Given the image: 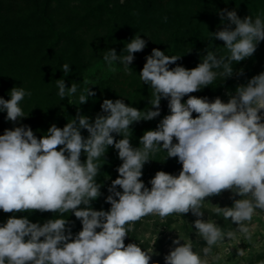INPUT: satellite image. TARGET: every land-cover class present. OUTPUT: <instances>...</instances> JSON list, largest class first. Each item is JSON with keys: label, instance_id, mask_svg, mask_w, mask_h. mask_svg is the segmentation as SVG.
<instances>
[{"label": "clouds", "instance_id": "obj_1", "mask_svg": "<svg viewBox=\"0 0 264 264\" xmlns=\"http://www.w3.org/2000/svg\"><path fill=\"white\" fill-rule=\"evenodd\" d=\"M219 16L222 24L225 19L228 23L210 37L223 41L227 54L209 50L191 70L182 66L170 70L169 65L180 56L159 49L146 57L139 77L150 86L151 109L141 111L120 99H104L101 109L106 115H97L94 122L78 112L63 128L53 124L39 139L28 126L6 129L0 135V210L52 212L61 217L42 226L26 217L8 218L0 226V264H156L152 260L156 239L144 249L142 241L125 245V238L145 217L158 216L163 221L188 213L196 217L195 235L204 246L195 251L193 241L177 231L179 237L172 241L174 247L164 256V264H219L222 257L214 253V247L227 245L224 251L228 253L233 242L258 247L253 217L264 214V72L238 86L234 95L227 93V103L219 97L210 102L189 94L211 85L217 77H231L233 62L253 56L264 41V16L241 19L235 10L227 9ZM145 47L146 41L136 35L125 44L123 54L108 49L103 60L109 70L114 71L118 63L131 75L134 53ZM61 70L67 76L70 65H61ZM56 87L61 100L78 92L77 83L66 87L64 79L56 80ZM31 95L23 87H13L10 99L0 97V111L6 112L7 121L26 117L20 105ZM94 96L87 87L80 92L78 104ZM185 96L188 99L182 102ZM162 98L168 101L170 114L155 130L143 134L140 147H133L130 125L159 117ZM81 129L87 130V138ZM113 133L123 138L117 141ZM58 146L62 147L57 150ZM109 146L118 151L122 164L107 188L105 202L110 209L97 211L91 202L101 196L102 185L96 177ZM162 150L167 158H178L182 169L178 175L158 171L148 182L151 187H146L142 169ZM82 152L85 162L80 159ZM225 191L232 193V206H213L211 211L235 228H222L211 217L203 219L206 198ZM69 212L82 223L74 238L69 221L63 218ZM249 251L237 248V257L244 258ZM257 264H264V259Z\"/></svg>", "mask_w": 264, "mask_h": 264}, {"label": "trees", "instance_id": "obj_2", "mask_svg": "<svg viewBox=\"0 0 264 264\" xmlns=\"http://www.w3.org/2000/svg\"><path fill=\"white\" fill-rule=\"evenodd\" d=\"M258 1L0 0V97L10 99L13 87H23L32 93L20 105L26 117L13 123L6 120V112L0 111V135L6 129L28 126L39 139L53 124L63 128L78 112L94 122L97 115H106L101 109L104 99H120L141 111L151 109L150 86L140 80L139 74L152 50L180 56L175 64L169 65L170 70L176 66L191 70L202 62L207 51L220 55L218 40L210 37L217 31L210 12L218 14L227 9L238 13L242 4L255 7ZM136 35L146 41V47L134 53L135 59L129 65L131 75L125 73L123 65L116 63V70L110 75L88 78L86 71L93 64L104 62L105 51L114 48L118 55L123 54L125 44ZM65 63L71 69L67 76L61 70ZM58 79H64L66 87L77 83V94L61 100L57 94ZM221 82L217 77L211 85L191 95L207 97L211 102L220 91ZM87 87L95 96L80 105L78 96ZM167 104L162 98L160 108ZM144 122L130 125V140ZM81 134L85 138L89 135L85 129H81ZM113 136L117 141L123 138L115 133ZM59 147L62 146L57 150ZM117 154L118 151L109 146L101 158L103 164L96 177L97 183L102 185L101 196L94 201L98 211L111 207L105 200L109 194L107 188L118 177L117 168L122 164ZM80 159L85 162L86 154L82 152ZM11 216L26 217L41 226L49 219L61 218L52 212L4 213L0 210V226ZM63 218L69 221L74 238L82 230V223L72 212L64 214Z\"/></svg>", "mask_w": 264, "mask_h": 264}, {"label": "rangeland", "instance_id": "obj_3", "mask_svg": "<svg viewBox=\"0 0 264 264\" xmlns=\"http://www.w3.org/2000/svg\"><path fill=\"white\" fill-rule=\"evenodd\" d=\"M210 13L211 16H213V28L217 31L222 30L224 24H227L228 21L225 19L224 24H222L219 13L217 14L212 11ZM237 15L241 19L247 16H252L253 18H255L256 15L264 16V0L258 1L255 7H248L242 4ZM232 27L234 29L235 26L233 25ZM218 42L220 45L219 54H227V50L224 48V42L220 40H218ZM113 67L116 70V63ZM232 67L233 75L231 77H220V80H222V86L220 91L213 96V100L219 97L223 102L227 103L229 100V95H227V93L234 95L235 89L238 86L246 85L248 80L253 76L264 72V41L259 42L257 50L252 57L246 58L242 63L233 62ZM114 71L109 70L108 66L101 60L89 67L86 74L88 78L92 77L93 79H97L101 76L105 77L110 75ZM239 72H242L243 75H237ZM187 99L188 96H185L182 102H186ZM160 111L161 115L159 117H156L151 121H145L134 133L130 140L133 147H140L139 141L143 134L148 130H155L160 120H162L164 116L170 114L167 105L161 107ZM196 115V113H193V118H195ZM262 115H264V112H262ZM173 142H176L175 139ZM150 159L152 160L145 163L142 169L143 175L141 177L145 186L149 188L151 185L148 182L154 177L156 172L165 171L172 175H178L182 169V165L178 162V158H167V153L163 150L155 156L150 157ZM119 191H122V189H119ZM230 196H232V193L225 191L219 196L206 198L204 207L201 209L204 211L203 219L207 220L211 217L222 228H235L236 225H231L230 221H224L222 217L215 216L211 211L213 206L231 207L233 200L230 199ZM235 198L240 199L241 197L236 196ZM91 206L93 210L98 211L94 201L91 202ZM80 207L83 208L85 206L81 205ZM262 216H264V214L253 217V225L255 226L253 229L254 240L258 244V247H252V245L246 241H241L238 245L236 242H233V248L230 249V253L224 251V248L227 247V245L214 247V253H218L222 257L219 264H257V261L264 259V218H261ZM195 219L196 217L191 213L183 214L182 216L174 214L163 221L158 216L145 217L136 223L135 230L129 233V236L125 238V245L128 243H140L142 241L143 243L141 246L144 249H149L152 241L156 239V243L153 245V251L155 254L152 257V260L156 262V264H164V256L174 247L172 241L179 237V232L183 237L191 239L193 241L194 250L199 252L204 246V241H197L193 226ZM183 243L184 241L181 240V244ZM237 248L245 250L250 249V251L246 257L239 258L237 257Z\"/></svg>", "mask_w": 264, "mask_h": 264}]
</instances>
